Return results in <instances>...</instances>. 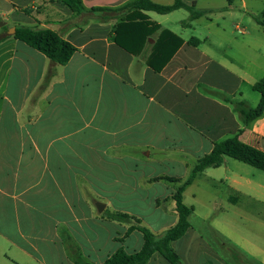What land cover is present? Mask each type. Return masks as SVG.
<instances>
[{"label": "crops", "instance_id": "1", "mask_svg": "<svg viewBox=\"0 0 264 264\" xmlns=\"http://www.w3.org/2000/svg\"><path fill=\"white\" fill-rule=\"evenodd\" d=\"M81 1L75 12L64 0H0V264H102L119 248L139 251L135 219L111 217L143 219L121 205L127 182L176 183L152 199L172 216L151 229L161 235L178 220L177 187L216 142L239 134L264 152V112L250 122L241 114L259 103L247 90L264 77L257 14L247 29L233 21H245L236 9L247 0L220 9L219 0H182L203 12L195 18L185 8L124 7L133 0ZM148 21L160 27L147 32ZM19 25L55 30L76 50L56 63L10 32ZM231 27L242 38H229ZM236 160L226 156L185 187L189 228L171 242L182 264H264V170ZM190 189L201 195L188 201ZM146 264L171 263L155 252Z\"/></svg>", "mask_w": 264, "mask_h": 264}, {"label": "trees", "instance_id": "2", "mask_svg": "<svg viewBox=\"0 0 264 264\" xmlns=\"http://www.w3.org/2000/svg\"><path fill=\"white\" fill-rule=\"evenodd\" d=\"M229 1L231 2V0ZM64 2L75 12H82L85 9L81 0H64ZM124 7L136 8L138 10H151L161 14H166L179 8H185L190 11V18H195L203 14V12L195 11L193 5H188L182 0H174L171 4H162L153 0H133L125 4ZM105 9L92 8L94 11ZM254 18L258 24L264 27V10L260 15H254ZM148 23L152 27L147 32H151L160 27L157 23L150 21ZM6 27L4 26L3 28ZM118 28L119 26L116 30L117 33L119 32ZM14 36L41 51L52 61L59 64L67 63L76 50V47L70 41L62 38L55 30L49 28L39 29L27 25H19L16 26ZM176 39L178 40L177 45H179L181 39ZM117 41L121 43L119 40ZM193 41V39L190 40V42ZM253 89L260 93V101L253 108L241 110L245 122H250L260 117L264 112V77L253 84ZM226 156L264 170V152L242 142L239 134L216 142L212 151L197 160L190 176L177 187L173 194V199L175 201L178 220L163 234L158 235L145 225H140V219L133 218L129 214L122 212L111 213V217L116 220L130 221V219H135L137 224L131 225L129 231L134 229L140 230L143 234L144 243L139 251L132 253H128L123 248H119L102 264H146L155 252H159L171 264H182L179 256L171 247V242L182 237L189 228V215L192 213V208L188 207L182 201V193L185 187L193 181L199 172L207 167L220 166ZM171 179L177 180L174 178ZM78 262L80 264H91L84 261L81 257L78 258Z\"/></svg>", "mask_w": 264, "mask_h": 264}, {"label": "rangeland", "instance_id": "3", "mask_svg": "<svg viewBox=\"0 0 264 264\" xmlns=\"http://www.w3.org/2000/svg\"><path fill=\"white\" fill-rule=\"evenodd\" d=\"M248 1V8L246 10L243 9H236L242 16L244 17L245 21L240 22L239 20L235 19L234 24L240 23L242 28H245L247 26L246 20H253L251 18L252 14L251 12H255L257 15H260L261 12L264 10V0H247ZM225 2V0H219L215 2L214 9H220L221 5ZM222 3V4H221ZM240 5V3H238ZM180 12H183V14H186V11L182 10ZM182 14V13H181ZM207 22L209 20L207 19ZM255 22V21H254ZM247 29V28H245ZM200 38H204L203 35H198ZM212 38H216L215 36H212ZM229 38H242V35L237 33L236 29L231 27V32L229 33ZM247 92L251 95L254 94L256 97L259 98V93L254 89H249ZM257 102H255L254 106H256ZM240 164L246 165V163H243L239 160H236ZM248 165V164H247ZM251 166V165H248ZM255 168V167H254ZM257 169V168H256ZM259 170V169H257ZM200 182L206 183L208 187L212 190H214V182H206L205 180H201ZM198 182V183H200ZM128 186L123 188L125 192L128 193L127 196V202L125 204L121 205H127L131 206L136 211H139L141 215L143 216V219H140V225H145L149 229L155 230L158 227H160L163 223H168L169 219H171V213L163 214L161 211H156L154 208L155 204L152 202V199L154 197H157L158 195H162L163 197L169 196L172 187L175 186L176 183L168 182L166 184L159 183L153 186H149L145 183L142 184V187H138L133 185V182H127ZM112 190H117L118 188H111ZM194 189V188H193ZM190 189L187 193V200L190 201L191 195L193 192L197 193L198 195H201V193L196 190ZM190 197V198H189ZM115 201V199H114ZM161 202H163L164 207H169L171 205V200H163L161 199ZM101 204H104L103 202H100ZM118 203V202H116ZM136 222V221H135ZM137 223V222H136ZM194 223L197 224V219H194Z\"/></svg>", "mask_w": 264, "mask_h": 264}, {"label": "water", "instance_id": "4", "mask_svg": "<svg viewBox=\"0 0 264 264\" xmlns=\"http://www.w3.org/2000/svg\"><path fill=\"white\" fill-rule=\"evenodd\" d=\"M5 24H6V22H4V21L1 22V25H5ZM15 31H16L15 27H12L11 30H10L11 33H14ZM97 208H98L99 211H102L103 208H104V204L98 203L97 204Z\"/></svg>", "mask_w": 264, "mask_h": 264}, {"label": "built area", "instance_id": "5", "mask_svg": "<svg viewBox=\"0 0 264 264\" xmlns=\"http://www.w3.org/2000/svg\"><path fill=\"white\" fill-rule=\"evenodd\" d=\"M241 31V30H240Z\"/></svg>", "mask_w": 264, "mask_h": 264}]
</instances>
